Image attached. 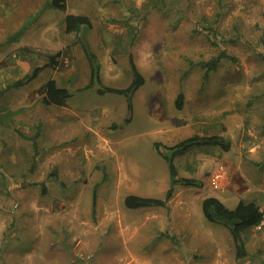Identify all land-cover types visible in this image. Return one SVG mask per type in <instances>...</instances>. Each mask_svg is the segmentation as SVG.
Listing matches in <instances>:
<instances>
[{
    "label": "rangeland",
    "instance_id": "1",
    "mask_svg": "<svg viewBox=\"0 0 264 264\" xmlns=\"http://www.w3.org/2000/svg\"><path fill=\"white\" fill-rule=\"evenodd\" d=\"M50 1L0 0V264H264V223L244 234L238 259L230 231L202 212L212 196L264 211V0H167L163 10L67 0L68 14L92 23L80 37L99 65L93 86L82 44L65 46V13ZM28 23L19 43L6 42ZM23 44L63 54L16 87L47 62L20 60ZM222 51L230 57L205 78L199 64ZM130 53L145 84L127 122L126 97L98 90L130 86ZM51 79L71 91L66 106L42 103ZM195 135L222 136L229 150L191 148L174 164L197 186H174L165 208H126L128 195L164 199L171 187L155 145Z\"/></svg>",
    "mask_w": 264,
    "mask_h": 264
},
{
    "label": "trees",
    "instance_id": "2",
    "mask_svg": "<svg viewBox=\"0 0 264 264\" xmlns=\"http://www.w3.org/2000/svg\"><path fill=\"white\" fill-rule=\"evenodd\" d=\"M148 6L153 9L163 10L167 7V0H148ZM47 8L60 10L65 13L64 17V36H65V46L70 48L73 45L82 44L83 50L87 54L89 59V64L91 67L92 75V86L95 82L101 84V78L99 75V65L95 64V55L90 50V45L85 39L80 37V34L84 28L91 27L92 23L88 16L86 15H76L68 14L67 0H51L48 3ZM28 23L25 29H20L18 32L9 36L6 40L7 43H19L27 30ZM129 46L133 45L135 36L129 35ZM17 57L22 61H27L28 57L35 55L38 57H43L47 59V62L41 67H36L34 71L27 74L23 79L18 81L15 86L20 87L32 82L38 77L40 72L46 68H56L59 64L60 58L62 57V49H47L41 48L37 45L23 44L17 49ZM127 51V50H126ZM230 56L224 51L220 53L217 57L212 58L209 61L201 62L199 65L206 70L205 78L208 77L209 72L217 69L219 63L222 59L229 58ZM96 58V57H95ZM130 66L133 76L132 83L129 87L125 89H117L112 87H104L98 90V93L103 95L105 93H114L123 95L127 99V107L129 111V117L127 122H131L133 113V95L134 93L145 84V78L137 68L133 55L130 53ZM97 61V60H96ZM43 98L42 103L46 106H58L64 107L67 105L69 99L72 97V93L65 87H60L57 81L54 79L49 80L43 87ZM183 94H180L176 105L178 108H182L183 105ZM37 138L38 133L33 137L34 149H37ZM220 146L224 150H229L230 143L222 136H199L195 135L189 137L178 144L170 147H163L162 144L157 143L155 145L156 150L163 155L165 160L169 164L170 177H171V187L167 191L164 199L163 198H151L143 197L138 195H128L125 198V207L128 209H141L150 207H167L168 202L173 197L174 186L185 185V186H197L199 183L196 179L186 178L181 176L174 164L175 159L178 156L184 155L188 150L193 147L199 146ZM166 150V151H165ZM202 212L205 219L213 224L221 225L227 228L236 245L237 258L241 259L247 256L246 241L244 239V234L248 229L260 226L264 223V211L255 201H245L242 200L238 205L230 209L224 202L216 197H207L202 203Z\"/></svg>",
    "mask_w": 264,
    "mask_h": 264
}]
</instances>
